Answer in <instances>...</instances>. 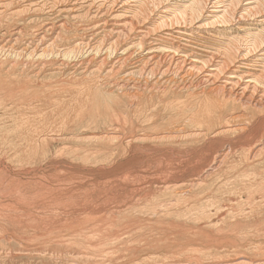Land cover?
<instances>
[{
    "label": "rangeland",
    "instance_id": "374dc122",
    "mask_svg": "<svg viewBox=\"0 0 264 264\" xmlns=\"http://www.w3.org/2000/svg\"><path fill=\"white\" fill-rule=\"evenodd\" d=\"M9 1L0 0L5 3L0 10L5 16L22 15L32 37L67 18L72 39L86 26L95 27L97 19L85 16L90 5L95 10L121 1L143 11L149 5L159 18L155 26L187 0L159 5L153 0ZM255 1L238 0L237 11L243 14L228 23L217 17L223 6L232 8L230 0L222 7L210 4L187 27L200 32L192 37L194 50L206 55L224 46L220 40L245 39V30L264 31V15L254 20L244 11ZM67 6L78 9L76 18L56 15ZM4 57L3 69L27 68L16 74L20 81L11 75L22 83L13 87L3 85L9 79L0 76V264H238L243 258L247 264H264V152L257 163L253 158L264 118L255 123L238 119L229 131L218 133L223 112L200 98L164 96L157 89L138 103L132 95L112 93L106 80L73 73L84 58ZM62 59L67 66L59 69ZM99 85L112 94L101 93ZM195 130L201 136L150 141L159 134ZM225 155L224 165L202 187L190 186Z\"/></svg>",
    "mask_w": 264,
    "mask_h": 264
},
{
    "label": "bare ground",
    "instance_id": "6f19581e",
    "mask_svg": "<svg viewBox=\"0 0 264 264\" xmlns=\"http://www.w3.org/2000/svg\"><path fill=\"white\" fill-rule=\"evenodd\" d=\"M153 1V5H159L160 3H162V0ZM213 1L214 0H187L185 2L180 1L183 3H176L177 5H175L172 12L173 17H168L170 19V22H167V18V21L163 20L161 23L159 22V24L155 26L152 25H154L155 22L157 23L158 21L156 20L159 18L156 17V19L155 17H153V15H151L153 13V10L151 11V13L146 8L149 7L147 3L146 4L148 6L144 4V11L143 9L138 10V8H136L134 10L132 8H129L127 7V5H125V3L121 1L115 2L112 7L110 6L109 8H103V6L96 8L95 10L93 6L90 5V9L87 12H85L84 10L85 16L87 18L90 17V19L91 16H93L94 19H97V23L95 24V27L91 25L92 27L86 26L85 29H80L81 31L86 32L76 34L77 36L75 38H72L73 40L71 38H68V33L70 30L67 25V18H64V20L59 21L56 24L54 22L49 23L48 25L44 26L41 32L37 30L38 32H36L32 37V32H29L27 28L28 25H26L27 20L24 21L21 19L22 15H20L18 12H14L10 15L6 14L5 16V11L0 10V26H6L4 30L0 31V43H3L2 48L0 49V57L8 56L17 60L21 57H28L30 59L38 56L39 58L44 60L63 57L65 61L84 58L83 61H78L75 65L73 64V73H77V75L83 74L89 77L106 80V84L104 85L108 88V90H111L112 93H122L125 96L132 95L130 97L135 98L138 103L140 99L145 97V93L147 91L153 92L157 89H163L162 91L164 96L173 95L172 93H174L175 96L180 95L183 96L184 99L185 97H187L188 100L198 99L200 101V99H202L206 101L207 104H211L214 106H212L213 109H217L223 112L222 120L225 121V125L223 124L218 133H225L231 129L230 124L235 120L246 119L248 117V120H252V122L255 123L257 120H259V118H264V56L262 54L260 55L262 51L261 45L264 44V31L259 30V32L257 33H250L249 31L245 30V39L239 37L230 40V38L228 37L229 40L224 39V41L222 42H220L221 40L219 41V43L224 44L222 48L207 53L206 55H199V53L194 50L191 40L196 33L199 35L200 32L194 29L190 30V32L189 30H187V27L193 26L197 22L196 20L200 19L198 17H200L201 13L205 11V9L208 8L210 4H213V7L215 8L217 7V5L224 4V0H217L214 3ZM55 2L58 5L61 1L57 3V0H55ZM113 2L111 3L113 4ZM238 3V0H230V7H232H229L230 9H228L227 6L224 7L223 5H221L220 7L223 6L224 10H222V12L220 11V16H218L217 18H220L222 23H228L235 20L239 14H243L242 12L237 11ZM0 4L3 5L5 3L0 2ZM57 5L56 7H58ZM68 6L65 8H58L57 13L55 12L56 15L61 14L62 16L63 14H67V17L76 18L75 12L78 11V9L76 8L77 10H75V7L69 8ZM91 6L94 11H92ZM233 6H235V8ZM138 7L140 8V5ZM50 10L53 11L52 9ZM244 11L246 14L256 20V18L264 15L262 14L264 13V0H257L255 2L249 3L245 6ZM30 14L31 13H29V15ZM77 16H81V14ZM54 35L55 37L52 40V37ZM197 38H200V36H198ZM218 40L219 39H217V42ZM49 41H51L50 45H48ZM245 41H247V43H245ZM59 42H63L66 44H64L63 46H58ZM46 45H48L49 47L45 49L44 46ZM35 59L37 60L38 58ZM64 60L62 64L58 66V68L62 65L67 66V64H64ZM26 66V64L25 66L12 65L8 69H3L2 65H0V76H2V78L4 77L9 79L6 84H2L5 86L7 85V87H9V85L13 87L15 85L22 84L14 82V80L20 81L21 76L16 74H18V72H25ZM59 69L56 68L54 72H58ZM11 75H16L18 78H15L13 80L11 78ZM37 75H39V73ZM67 84L68 83H66V85ZM102 85L98 86V90H101V93H105L107 95L109 93L112 94L111 91L107 90V88L104 89L103 92V90L100 89ZM163 86L165 88H162ZM173 88H175L176 90ZM148 92L146 94H148ZM107 95L105 99L109 103V98H107ZM180 96L179 98H181ZM111 98L114 99L113 96ZM125 98L127 99V97ZM137 102L134 104H137ZM108 106H110V104ZM132 106L133 104L130 107ZM93 112H95V110ZM188 115H190V112L188 113ZM201 133L202 132H199L197 130L193 131L191 134H188L187 132L186 135H179L171 132L155 135L153 140L150 139V141H154V139L167 140L179 137L188 138L201 136ZM204 133H206V131ZM234 134L236 135L237 131H232V135ZM141 138L143 137L138 135L137 140H142ZM148 140L149 139H147V141ZM258 147L259 148L256 150L253 156L254 159L256 158V163L259 161L261 155L264 152V134L262 136L261 144H259ZM227 154L229 155L228 152ZM226 155L224 156V158L214 161L211 168L205 172V175L203 177H201L202 179L192 182L190 186L202 187L204 185V181L216 170L220 169L222 165H224L226 161ZM247 263L248 262L245 261V258H243L238 264Z\"/></svg>",
    "mask_w": 264,
    "mask_h": 264
}]
</instances>
